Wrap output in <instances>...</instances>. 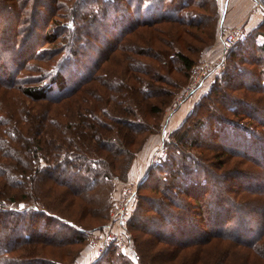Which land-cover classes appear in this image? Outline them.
Segmentation results:
<instances>
[{
  "label": "trees",
  "instance_id": "1",
  "mask_svg": "<svg viewBox=\"0 0 264 264\" xmlns=\"http://www.w3.org/2000/svg\"><path fill=\"white\" fill-rule=\"evenodd\" d=\"M35 1L36 4H31V13L27 16L20 17L23 12H19L20 22L15 24L13 31H10L8 26L7 29H0V54H11L12 59H15L11 63L0 59V94L7 89L21 90L31 102H41L29 106L23 103L21 96L15 95L16 105L9 107L8 104L4 106L0 98V127L4 124L0 130V264H44L37 254L33 259L25 253L26 247L36 249L51 243L53 238V234L48 235L45 227L44 230L35 231L40 214L57 219V224H61L62 228L73 227L71 224H64L65 218L61 214L50 211L40 199V191L33 192L30 190L31 185L25 186L27 181L32 178L34 181L42 179L46 184L50 183L49 187L60 184L67 192L68 187L75 192L92 190L96 183L104 180L108 174L107 170H103V164L107 162L101 152L108 146L109 150L114 148L112 150L115 151L112 142L122 148L117 155L125 154L129 158L122 169L123 175L125 174L132 155L129 157V148L124 144L133 143L138 132L130 129L136 124L130 119L133 117L132 110L136 108L138 99L143 98L145 103H148L146 99L150 84L153 85V81L160 79L156 76V70L164 64L168 53L163 51L150 55L158 60L155 67L151 64L141 66V62L130 59L125 63L124 71L123 66L116 65L121 68L124 77L109 76L111 67L105 71L101 69L98 74L97 71L112 52L126 50V46L120 43L121 39L136 27L165 20L173 21L176 25L178 23L182 27L199 25L203 21L200 10L205 4L213 6L216 0H86L87 4H84V0L41 1L44 5L40 0ZM37 3L44 6L42 14L46 13V16H39L41 12ZM0 15L6 16V13ZM55 17L60 20L54 19ZM61 17L64 20H61ZM214 17L213 11L212 24ZM107 19L109 20L106 21ZM23 22L26 23L25 27ZM33 25L36 28L43 26L46 31L41 44L52 43V46L39 49V46H42L39 44L31 49L32 45L29 46V43L34 34ZM11 32L12 36L7 40V35ZM196 39L202 42L200 37L196 36ZM168 44L172 45L173 41ZM169 45L164 48L177 49L175 45ZM204 45L205 40L197 48L202 49ZM228 54L225 70L214 75L215 81L210 83L208 92L200 97L179 130L173 133L174 139L168 142L171 143L172 150L180 152L184 161L178 163L169 157L166 166L169 165L170 171L173 172L166 170L169 172L166 174L169 175L168 179L179 177V180L184 182L183 185L178 182H162L168 190H163L164 195L160 199L164 209L155 206L154 197L149 198L141 211L144 221L135 227L153 233V237L159 242H170L180 247L197 245L192 264L195 261L202 262L200 264H264V144H260L257 134L254 135L248 130L240 134H236V131H224V136L212 138L211 142L205 145H211L210 148L217 147L218 153L242 159L244 163L239 168L225 169L220 173L213 169L211 164L206 166L196 152L188 149L189 144L185 141L182 128L194 115L202 118L203 114H207L211 117L208 127L212 125L213 130L219 133L226 123L234 125L233 121H227L230 119L225 112L233 115L239 113L250 119L254 117L258 124L264 126V121L257 119L253 114L255 106L249 103L251 101L243 96L236 98L234 94H227L225 90L229 86L221 87L219 80L243 70L239 66L240 62H247L254 66L255 73L250 75L248 85L240 84L239 87L264 95V18L257 27L247 31ZM19 56L25 58L18 62ZM172 56L188 71L193 66L192 58L180 51V48ZM28 59L34 60V63H28ZM108 65L113 66L111 61ZM22 71L26 72L20 75ZM67 72L74 77L67 78ZM139 72L146 73L147 77ZM98 75L102 78L98 79ZM92 80H98L102 89L90 87ZM78 91H81L82 95H73L76 97L75 101L70 99L73 97L71 95ZM99 91L105 94L108 100L114 101L115 115L111 110L105 112L104 108L99 111L94 105L87 106L85 100L93 102L99 99L102 95ZM219 93L223 95L222 102L218 106L209 104L213 102L210 101L212 97ZM68 96L70 100L60 106ZM124 101L126 108L122 106ZM228 101L234 103L227 104ZM64 108L73 121L69 124L71 129L68 131L72 138L78 139L77 150L63 146L66 142L63 133L68 124L65 125V122L61 121V118L68 116L64 113ZM152 108L158 109L156 105ZM57 122L61 125H56ZM244 124L243 128L247 129ZM202 125L203 121L200 127H203ZM212 128L206 136L212 133ZM190 142L191 146L202 145H196L194 140ZM155 168H158L159 172L164 171L159 165ZM250 170L252 174L249 173ZM67 173L75 175V181H69ZM225 182L232 184L235 190L228 193L233 187L224 185ZM140 186L139 183L138 187L141 188ZM176 188L181 190L173 191ZM20 190L24 192L19 200L17 194ZM173 192L178 193L173 196ZM233 193L241 195L235 197ZM60 195L62 197V194ZM185 198L192 200L193 204H181ZM198 201V213L201 214L203 225L195 218L194 222L184 218L188 217V208L192 205L197 207ZM130 224L134 225V222L131 221ZM30 227L32 231H26ZM72 231L77 233L74 240L82 242L86 229L78 226ZM58 235L60 241L71 239ZM134 251L139 264H146L144 252L141 253L137 246ZM103 261L105 259L100 257L90 264H101ZM44 262L55 263L47 259H44ZM110 262L108 260V263Z\"/></svg>",
  "mask_w": 264,
  "mask_h": 264
},
{
  "label": "rangeland",
  "instance_id": "2",
  "mask_svg": "<svg viewBox=\"0 0 264 264\" xmlns=\"http://www.w3.org/2000/svg\"><path fill=\"white\" fill-rule=\"evenodd\" d=\"M41 1L47 2V0H40V2ZM70 1L72 2V0ZM232 2L233 0H216L213 6H208V4H205L200 10L201 15L203 16V21L199 25H184L182 27L178 23L176 25L173 23V21L165 20L163 22L148 26L136 27L133 31L121 39L120 43H122L124 47L126 46V50H123L122 52L121 50L112 52L108 57L109 59L106 60V62H104L97 71L99 72L98 74H100L101 69L105 71L106 68L111 67V71H109L111 73L109 76L113 75V78L119 76L124 77V74L121 72V68L119 67L123 66L124 71V65L127 60L130 59L134 62H141V66L151 64L153 67H155L158 63V60L154 59L153 56L150 55H152V53L156 54L157 52L163 53V51L168 53L167 56L165 54L166 57L164 64L158 67L159 69L156 70V76L160 77V79L153 81V85L150 84V91L147 93L148 99H146L148 103H145L143 98L138 99L136 108L132 110L131 115H133V117H130V119H132L136 124L133 123V125L135 124L134 128H129L134 132H138L135 134V140L133 143L130 145L126 143L124 144L125 147L129 148V157L132 155L128 164V168L123 175L122 169L125 167L129 158L125 154L117 155L119 150L122 148H118L119 144L112 142L116 149L115 151L112 150L114 148L109 150L108 146L105 151L101 152L102 157L106 159L107 162L104 163L105 165L103 164V170H107L108 174L105 176L104 180L97 182L92 190L75 192L68 187L69 192H67L65 189L61 188L60 184H54L52 187H49L50 183L48 182L46 184V182L42 181V179L34 181L32 178L27 181L25 186L28 187L31 185L30 190H33V192L34 190H39L41 193L40 199H42L43 203L45 202L47 208L51 209L50 211L53 210L61 214V216L65 218L63 222L64 224L66 223V226L67 224L68 226L69 224L73 226L72 228L70 226L68 228H62V226H60L61 224H57V219H51L40 214L37 218L38 221L35 225V231L36 229L37 231L40 229L44 230L45 227L47 228L46 232L48 235L53 234V238L51 243L36 247V249L32 247H26L27 250L25 253L30 255L28 257H33L37 254L36 256L38 258H42L44 264H48L47 262H44V259L53 261L55 262L54 264H90L100 257L105 259V261L101 262V264H139L134 251V247L136 248L137 246L141 253L144 252L146 264H192L191 260L196 254L197 245L189 244V246L180 247L177 244L170 242H159L155 236L153 237V233H148L135 227L138 226L140 222L144 221V216H141V211L147 205L149 198L152 199L154 197L156 203L155 206L158 205L156 207H160L159 209H164L165 206H163V203L160 201V199L164 195L163 190L167 189L162 182L167 183V181H170L174 182L175 184L178 182L181 186L184 183L183 181L179 180V177L177 179H168L169 175L166 174L169 173L168 171H170L169 165L166 166V161H168L169 157L173 158L172 161H178V163L184 161L180 157V152L172 150L170 145L171 143L168 142L174 139L173 133L179 130V127L183 124L184 120H186V117L194 109L195 105H197L200 97L208 92L210 83L215 81L214 75L221 74L222 71L225 70L224 68L226 65V59L230 50L226 53L225 60H223L222 63L219 62V64L216 65V59L222 52V44H220V41L217 40L216 34L221 33V31L226 26H229L228 23L235 21L236 18H241V12L234 10L233 5H231ZM23 3L24 5L22 6ZM32 3L34 5V3L36 4V1L18 0L16 2L14 0H0V14L6 13V16L0 15V29H7L8 26L10 27V31H13L15 24L20 22V17H25L27 14L31 13L30 8L32 7ZM84 4H87V1ZM25 5L26 7H24ZM43 5L37 3V8L41 12L39 16L41 17L46 16V13L42 14L44 10ZM21 10L23 13H21L22 16L19 17L18 14ZM213 11L215 12V17L214 23L212 24L211 18ZM219 12L222 14L220 19L221 26L217 31L218 27L216 26L217 24H215V20H217ZM107 14L109 15V11ZM54 19H58V21L60 20L57 17ZM61 20H64V18L61 17ZM108 20L109 19L106 21ZM203 23L204 26H202ZM4 24L5 26H3ZM25 26L26 23H24V27ZM33 28V37L31 40L29 39V46L32 45L31 49H33L35 46H39V44L42 43V39L44 38L43 35L46 32L43 26H38L36 28V26L34 27L33 25ZM26 32L28 31H25V33ZM244 34H246L245 30L243 32V36ZM11 36L12 32L10 35H7L6 39L8 40V38ZM196 36L200 37L202 42L198 41ZM203 40H205L204 47L202 49L197 48L199 47L198 45L203 43ZM172 41L173 44L169 45L168 43ZM51 44L52 43H43L41 44L42 46H39V49L48 48L49 46H52ZM168 45H175L177 49H172V47L164 48V46L167 47ZM178 48H180V51L189 55L193 60V66L189 71L183 67L179 60L172 56V54L178 50ZM13 53L14 51L12 54ZM10 55L11 54L6 56V53L0 54V59L7 61V63H11L15 59H12V56ZM24 58L25 56H19L17 60L19 62ZM109 61H111L113 66L108 65ZM132 61L131 63H133ZM28 63H34V60L28 59ZM239 66L243 70H239L238 73L230 75L228 78H226V76L219 79L221 83L220 85L221 87L227 85L229 86L226 87L225 90L227 94H234V97L236 98L237 96H243L247 98L248 101H251L249 103L255 106V110L253 109L252 111L253 114L256 115L257 119L264 121V95L261 92L255 90L249 91L245 89V87H239L240 84L243 86L248 85L250 75L255 73V68L253 65H250L247 62H240ZM208 67H216V70L211 71L206 76H204L201 85L197 87L193 93L184 98V100L173 112L169 113V110L176 105L178 99L182 97L191 86H193L195 78ZM25 72L26 71H22L20 75ZM73 73L74 76H76L74 71ZM139 73L145 78L147 77L146 73ZM197 73L198 75L194 76ZM66 76L69 79H72L70 77H74L69 72H67ZM100 78L98 75V79ZM97 81L98 80H92L89 83L92 85L89 86L98 88L99 83ZM241 81H243L244 84L241 83ZM99 88L100 90L102 89L101 87ZM15 95L21 96L23 103L29 106H35L36 103H41L31 102V99L21 92V90L7 89L6 92L3 91L0 94L2 104H4V106L8 104L9 107L16 105V99L14 97ZM73 95L78 96L82 95V93L81 91H78L71 96ZM221 95L222 93H219L212 97L213 99L210 101L213 102H210L209 104L218 106V104L222 102ZM69 97L70 96L67 97L68 99L65 98L59 105L64 106V104L67 103L66 100H76V97L74 96L70 99ZM110 100H108L107 96L102 93L99 99L93 102L88 100L85 101L87 102V106L89 104L92 106L94 105L96 108H99V111L100 108L101 110L104 108L105 112L111 110V112H113L115 115L116 109L113 108L115 107V103L114 101ZM155 102H157V104H155ZM231 102L234 103L233 101H228L227 104H230ZM155 105L158 109L152 108ZM122 106L126 108V101L122 103ZM64 113H67L68 115L66 108H64ZM97 113L101 114L99 112ZM203 115L204 116L202 118L194 115V117H191L184 124L182 128L185 135V141L187 144H189L188 149L196 152L197 155L202 158V163H204L206 166L207 164H211L213 169L220 173L224 172L225 169H232L236 167L239 168L244 163L242 159L231 156L229 157L228 155H222L221 153H218L216 150L217 147L212 146V148H210L211 145H205L210 143L212 138H220V136H224V131H226V133L236 131V134H240L246 130V132L250 131L254 135L257 134L259 136L260 144H264V126L258 124L256 118L254 117L253 119H250V117H243V115L239 113L237 115H233L225 112V115H227V117L230 119L227 121H233L234 125L226 123L223 129L217 133L215 130H213L212 125L211 127H208L211 117H208L207 114ZM103 119L108 121L106 117H103ZM201 120L203 121V127H200L202 124ZM61 121L63 123L65 122V125L68 123L63 133L64 137L66 138V142L63 146H68L73 150L79 149V145L77 143L78 139L72 138V135L68 131L71 129V125L69 124H71V122L73 123L72 118L68 115L65 118H61ZM59 124L61 125V123L57 122L56 125ZM243 124L247 127V129L243 128ZM3 127L4 124L0 127V130ZM48 127H50V125H48ZM236 127L237 129L234 130ZM211 128L212 133L209 134V136H206ZM215 134L217 135L215 136ZM191 140H194L196 145H202H199L198 147L195 145L191 146ZM203 140H205L206 143ZM67 141H70V143H67ZM73 142L75 145H73ZM63 150H61V152ZM158 165L161 167L160 169L164 171L159 172L158 168H155ZM249 173L252 174V170H250ZM66 175L69 181H71V179L72 181H75V175L73 176L69 173ZM78 180L80 181V179H77V181ZM139 183L141 188L138 187ZM224 185L228 186L230 184L225 182ZM230 186L233 188H230L228 193L235 190L232 184ZM132 190H134V194L132 193L131 195L130 192ZM180 190L181 189L178 190V188H176V190L173 191ZM23 192L24 190H20V192L17 194V199L20 200ZM174 193L176 194L178 192H173V196ZM60 194H62V197ZM233 195L235 197H240L241 193H233ZM119 200H125L126 202V204L123 206V213L121 214L122 217L119 218L121 221H117L116 218L111 217V212L113 211L112 209L117 205ZM183 200L184 201L181 203L183 205L193 204V201L189 198H185ZM199 205L200 201L197 202V207L196 205H192L188 208L186 213L188 217H184L185 220L191 219L193 222L197 220V222H201L199 223L200 225H203L201 221V214L198 213ZM203 208L205 207L203 206ZM209 213L210 210L208 214ZM131 221L132 223L134 222V225L130 224ZM108 224L111 225L110 228H108ZM78 226L84 227L86 229L85 237L83 238L82 242H76L74 240V237L77 233H74L72 230ZM26 231H32L31 227L27 228ZM58 234L71 239L65 240L62 237L64 241H60L58 240L60 237ZM117 236L120 237L119 242L122 245L114 240V237ZM103 239L112 240L110 243H108ZM123 239H125L124 243H122ZM132 239H134L135 245ZM33 259H35V257H33ZM108 260L111 262L108 263ZM200 263L202 262L197 263V261H195L194 264Z\"/></svg>",
  "mask_w": 264,
  "mask_h": 264
},
{
  "label": "built area",
  "instance_id": "3",
  "mask_svg": "<svg viewBox=\"0 0 264 264\" xmlns=\"http://www.w3.org/2000/svg\"><path fill=\"white\" fill-rule=\"evenodd\" d=\"M243 32H244V28L241 25H229L226 26L220 34V44H222V52L221 54L218 56V58L216 59L217 63L216 65L219 64V62L222 63L223 60H225L226 58V53L236 44V42L238 40H240V38L243 36ZM210 66V65H207ZM216 70V67L214 68H210L208 67L206 70L204 69L201 74L199 76H197L193 82V86H191L186 92L185 94L180 97L176 103L175 106H173L170 110L169 113L173 112L179 105L180 103L184 100V98H186L189 94L193 93L194 90L199 87L201 85V82L203 80V77L206 76L209 72ZM198 75L195 74L194 76ZM163 138V137H162ZM132 193L134 194V190H132L130 192V194L132 195ZM129 196V195H128ZM126 204L125 200H119L117 205L113 207V211L111 212V217H114L117 219V221H121V219L119 220V218H121V214L123 213V206ZM111 225L108 224V228H110ZM105 242L110 243L112 239H103ZM114 240L117 243H120V237H114ZM122 242V241H121ZM125 242V239H123V242ZM121 244V243H120ZM122 245V244H121Z\"/></svg>",
  "mask_w": 264,
  "mask_h": 264
},
{
  "label": "crops",
  "instance_id": "4",
  "mask_svg": "<svg viewBox=\"0 0 264 264\" xmlns=\"http://www.w3.org/2000/svg\"><path fill=\"white\" fill-rule=\"evenodd\" d=\"M234 10L240 11L241 18H236L235 21L228 23L229 25H241L245 32L249 31L251 28L257 27L264 18V0H233L232 4ZM221 13L219 12V17L217 20L218 29L220 28ZM243 17V18H242ZM218 31V30H217ZM220 34L217 33V40H220Z\"/></svg>",
  "mask_w": 264,
  "mask_h": 264
}]
</instances>
